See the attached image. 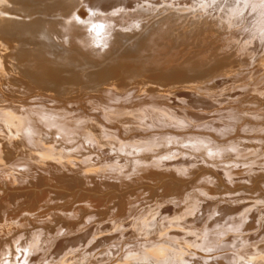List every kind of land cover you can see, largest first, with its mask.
Here are the masks:
<instances>
[{
	"label": "bare ground",
	"instance_id": "bare-ground-1",
	"mask_svg": "<svg viewBox=\"0 0 264 264\" xmlns=\"http://www.w3.org/2000/svg\"><path fill=\"white\" fill-rule=\"evenodd\" d=\"M99 1L101 2V0H0V122L4 128V130H0V161L3 160L2 165L5 170L1 169L3 172L0 173V184H2L1 188L4 187L6 191L11 189L13 195H18L19 192L12 191L17 187L30 189V193L27 191L28 193L23 195L24 200H28L26 207L21 205L14 207L15 209H10L9 199L7 198L8 201L4 199L1 192L0 264H5V262H8L7 264H40L41 261L38 262V260L42 258L36 259L35 251L38 247L36 248L37 245L34 244L38 240L34 242L35 239L31 240L32 236L38 234L37 237L41 238L39 236L41 234L43 238L48 239L53 235V230H56L57 224L64 225L65 223L70 228L78 229L80 226L78 230L84 229L81 230V233L78 231L80 233L78 235H76V231L70 234L72 236L75 234L73 237H68V235L57 237L67 233V230L53 235L54 238H57H55L56 241H54L52 248L51 257L53 258L51 262L46 264H264V187H261L263 184L258 185L253 192L256 197H251L253 193L249 191L250 194L252 193L251 198L242 197L246 194L242 192V196L239 192L236 193L240 195L235 196L237 195L235 194L232 197L229 195L225 197L226 193L223 196H209L210 192L198 193L200 191L196 192V190L199 187H195L194 192L191 190L193 193L190 196L191 199L187 200L188 203L183 202L181 204L179 201L181 206L177 207L178 209L174 208L178 204L172 203L173 206L170 204V200L168 203H155V207L139 219L134 217L135 219L130 220L132 218L129 217L130 219L127 218L129 221L120 223L119 221L123 220L124 217L122 219L117 217L113 220L115 223L111 220L113 225L106 223L107 225L98 226L96 234L99 235L96 236L97 238L93 235L90 237L91 230L86 229L88 226L83 223L81 225L79 221H82L93 211L103 215L107 213L106 204L109 199L107 196L102 197L104 194L100 195L93 188H85L86 192L93 190L89 192L91 193L89 197L82 194L83 196L80 198L72 192L73 197L71 196L72 200L70 201L66 199L68 193L64 194L66 197L64 195L54 196L55 198L52 196L57 190L53 193L50 188L58 186L56 173L59 170L55 173V168L59 166L70 168L73 161L76 162L73 164L74 166L93 165L90 160L89 162L84 158V149L87 146L85 143L86 140H93L94 134L97 133L96 136H99L98 132H104L105 128L100 129L102 127L98 128V122L89 121L88 116H93L89 113L87 116L85 112L95 109L98 102L103 106V112L98 114L102 116L104 121L115 120L132 123L134 120V123H137L142 119L144 122L141 121L143 124L140 122L141 125H139L141 132L155 129L156 122L151 117L161 115L163 120L173 122L175 126L192 123V125L203 126L205 130H212L211 132H218L219 135H223L227 127L217 128L214 123L217 120L230 117L229 115L233 113V110L232 108L224 111L223 108L216 109L215 104L209 103L207 98L215 101V88L229 81L231 84L239 83L243 77L252 78L254 73H258L259 68H264V52L257 53L255 51L256 53H254L251 48L250 50L248 48L249 44L252 45L254 41H259L260 47L262 46L264 51V0H108L110 5L107 7H101ZM248 13H250L249 16L251 15L250 20H253L250 23L252 27H250V33L243 36L242 32L249 26L248 23L244 22L245 15ZM202 43L208 46L203 51L200 50ZM248 57L251 58V66L256 70L253 72L251 71L252 68L245 73L249 64ZM219 77H222L221 81L216 82L215 79ZM256 77L259 78L260 76ZM259 83L264 84V75ZM132 87H135V90L131 89ZM32 90L42 92L41 94L37 93L40 95L39 101L41 100L40 102L45 108H34L33 111H29V105L24 103L25 101H19L17 98L19 103L16 101L12 103L9 98L7 99L9 95L15 99L18 96L27 95ZM199 94L207 98L200 97ZM227 96L229 94L226 95V99ZM229 97L233 100L237 98L233 92ZM78 98L80 99L77 101ZM46 101L58 105L48 107ZM175 101L182 102V104L185 102L187 103L186 108L190 105L194 110L189 109L184 112L183 109V113L180 114L169 105L171 109L163 111L162 108H165L166 103L173 104ZM24 104L28 105L27 109L24 108ZM216 113L218 118L212 116ZM156 120L158 119L156 118ZM99 122L103 123V121ZM119 122L116 123L119 124ZM118 132L117 134L121 135V132ZM152 135L163 136L157 131ZM180 135L181 143L185 142L188 146V154L191 150L193 151L191 153H197L196 156L198 153L201 154L202 158L210 156L211 153L222 156V154L229 151L233 152V150L239 154H243L244 150H249L243 149L244 147L237 149L234 146L224 148L213 145L212 143L216 140L212 142L211 139L203 137L199 133L192 132ZM145 137H147L146 134ZM94 139L96 140V138ZM112 139L107 140L108 147H111L110 141ZM146 139L148 138H144L142 141L145 142ZM9 140H11L10 143ZM136 140L138 141V139ZM114 141L116 140L114 139ZM120 141L119 144H121ZM150 141L151 139L146 140V143L140 145L138 150L151 149ZM70 142H73V145L69 146ZM178 142L180 143V140ZM174 143L173 145H176ZM181 143L180 146H178L179 144L174 146V148L180 147L179 150L175 149L177 152L181 149L183 144ZM90 144H88L89 149H91ZM114 144H112V148ZM208 144L211 147H208ZM98 145L102 146L101 142ZM65 146L68 147L65 148ZM172 146L168 148L170 151V148L173 149ZM102 147L98 148L101 149ZM94 150L95 148L91 149L89 154ZM13 151L17 153V157L9 160L11 154L14 153ZM165 153L167 155L168 152ZM89 154L85 157L91 154L96 155L94 153ZM130 154L132 155V153ZM102 155L107 156L106 154ZM150 155H147L148 158ZM155 156L159 157L158 155ZM80 157L83 158L80 159ZM123 157L125 158V156ZM134 157L132 156V158ZM136 157L134 158L135 161ZM18 158L22 161L16 162ZM104 158L106 159V157ZM100 159L102 160V158ZM111 159L114 160V157L112 156ZM117 159L120 158L117 157ZM170 159L169 161L173 160ZM257 159V162L264 168V159ZM127 160L123 159L126 162ZM144 160L140 161V164ZM233 160L225 165H217L220 171L217 175H215V171L212 172L213 174L210 173L213 177L206 172L207 176L202 177L206 183L203 185L211 184L210 181L214 179L219 183L217 186H222L223 190L227 192L226 186L228 185L224 184L223 177L231 180L236 173L238 168L234 167L233 163L236 164V160ZM155 161L149 165L142 164L144 167L147 165V174L145 171V173L141 172L143 166L138 163L139 159L137 164L140 167L131 163L133 168H129V170L138 171L140 173L138 175L141 177L149 178L155 174L154 171L161 165ZM116 162L118 163V161ZM107 163L104 162V165ZM185 165L186 161L184 163L177 162V160H173L169 164L176 169V172L186 171L187 166L185 169L183 167ZM18 166H26L27 171H34L35 177L31 172L17 169L15 171L14 168ZM122 166L125 168V165ZM85 168H87L86 171L90 170L88 167ZM110 168L108 171L114 169V167ZM10 169L12 172H9ZM93 169L91 168L90 171ZM232 170L234 171L231 172ZM254 170L256 169L254 168ZM247 171L249 172V169ZM85 172L77 174L78 177L75 179L69 175L63 178L75 185H88L87 181L91 180L92 183V177L96 175L94 173L97 171L86 172V174ZM162 172L160 170V173ZM256 173L257 171H255ZM25 175L29 177L32 175L33 178L30 177L31 180L26 182ZM97 175L101 179L102 174L97 173ZM159 175L161 176V174ZM34 178L35 180H32ZM111 180L115 181L113 178ZM201 181L199 184H202ZM116 182L119 183L120 179L118 181L117 178L114 183ZM134 182L132 186L135 187ZM174 184H177L176 180ZM41 186L50 187L47 189ZM127 186L130 187L126 183ZM234 190H236L235 185ZM25 192L26 189H24ZM228 192V194L231 193L229 190ZM60 193L58 192V195ZM72 193L70 194L72 195ZM116 193L119 192L116 191ZM111 194L110 198H112ZM139 195L141 194L136 196L135 201ZM185 195L183 199L186 197ZM84 196L85 198L82 199ZM11 198L14 199V196ZM168 198L174 199V197ZM62 199H66L65 201L68 202H64ZM33 200L37 202L36 206L35 203L34 206H31V203L35 202ZM124 200L121 202L122 204ZM127 206L126 203V206H123L124 209L131 211L132 206ZM136 206L134 205V207ZM135 209L138 210L137 207ZM121 211L119 213H122ZM142 211L141 209L139 212ZM87 212L89 213L87 214ZM119 213L113 215L117 216ZM110 216L112 215L105 217L109 218ZM100 221L101 224L105 223L104 220ZM67 226L65 229L69 228ZM131 236L135 239L134 242ZM77 241L83 243L79 251L76 248L73 249ZM18 244L20 246L25 245V248H21V250L20 247L18 248ZM67 247L70 249L67 250ZM64 250L65 252L62 253Z\"/></svg>",
	"mask_w": 264,
	"mask_h": 264
},
{
	"label": "rangeland",
	"instance_id": "rangeland-1",
	"mask_svg": "<svg viewBox=\"0 0 264 264\" xmlns=\"http://www.w3.org/2000/svg\"><path fill=\"white\" fill-rule=\"evenodd\" d=\"M103 1V2H102ZM105 1H107V2H105ZM100 5H101V7H107V6H109L110 5V2L108 1V0H101V2L99 1L98 2ZM131 10H133V8H131ZM249 14L250 13H248V14H246L245 15V20H248V21H245L244 20V22H246V24L248 23L249 24V28L247 27L243 32H242V35L243 36H245L246 34H249L250 33V30H251V28L250 27H252V26H250V23L253 21V20H250L251 19V15L249 16ZM248 18V19H247ZM248 32V33H247ZM241 34V33H240ZM242 35H240V36H242ZM242 36V37H243ZM256 40V39H255ZM257 43V44H256ZM106 45V44H105ZM207 45L205 44V43H202V47L200 48V50H204L205 48H208V46L206 47ZM257 47V48H256ZM248 48H249V50H250V48L254 51V53H263L264 51H263V47L261 46L260 47V42L259 41H254V43H252V45L251 44H249L248 45ZM262 50H261V49ZM261 50V51H260ZM256 51V52H255ZM257 55V54H256ZM256 57V56H255ZM253 58V57H252ZM248 60H249V64H248V67L246 68V71H245V73L246 72H249L252 68H253V70H251V71H253L254 72V70H256V68H254L253 66H251L252 65V63H251V58H249L248 57ZM249 70V71H248ZM260 70H262V71H260ZM263 73V74H262ZM259 74V75H258ZM261 74V75H260ZM263 75H264V68H259V71H258V73L257 74H255L254 73V75H253V77L251 78V77H243V79H241V81L238 83V82H236L235 84H231V81H229V82H226L225 84H222V85H220V86H218L217 88H215L214 89V95L216 96V99H214L215 101H212V99H209V98H207L206 96H204V95H200V97H203V98H207V100H209L208 102L209 103H212V104H215V106H216V109L218 108V109H222L223 108V111L224 110H226V109H231L232 108V112L233 113H231L229 116L230 117H228V118H223V119H220V120H217L215 123H214V125H216L217 126V128H221L222 126L223 127H227L226 128V131L224 130V133L225 134H223V135H219L218 134V132H211L212 130H205V129H203L204 127L203 126H197V125H192V123L191 124H184L183 126H178V125H174L173 124V122L172 123H170L169 121H167V120H163V117L161 116V115H159V116H156V115H154V117L152 116L151 117V119L152 120H154L156 123H155V125H154V127H155V129H151V130H145V131H143V132H141V130L139 129V125H141L140 124V122L141 121H143L142 119L140 120V122L138 121V120H135V121H138L137 123L135 122L134 123V120H133V122L132 123H130L129 121H121V122H119V121H115V120H108V121H104L103 119H102V116H99V114L101 113V112H103V106L101 105V103L100 102H98L97 104V106H96V108H100V110H96V108L95 109H90V111L88 112H85V114L87 113V116H88V113H89V115L90 114H92V116L93 117H91V115L90 116H88L89 117V121H93V122H98L97 123V125H98V128H100V127H102V128H100V129H104L105 128V131L103 132H101V131H99L98 132V134H99V136H100V138H101V140H100V138H98L97 139V137H99V136H96L97 135V133L96 134H94V138H96V140L93 138V140H86L87 142H88V144H90V147H91V149L93 150L94 148H95V150L94 151H92L91 153H94V154H96V155H94L93 156V154H89V152L91 151V149H89V146H88V144H87V142L85 143V145H87L86 147H85V152H84V158L86 159V161H89L90 163H92L93 165H85V167H88L90 170H91V168L93 169L94 167H96V169H93L92 171H88V172H90V173H93V172H95V171H97V172H95L94 173V175L95 176H93L92 177V183H91V180H89V181H87V183H88V185H81V184H77V185H75L73 182H71V181H68V180H64V178L63 177H66V176H71V177H73L74 179L76 178V177H78V175L77 174H83L85 171H86V169L87 168H85L84 166H80V165H73V164H76V162L75 161H73L72 162V166L70 167V168H68L67 166H59V167H57V168H55V173H56V179H57V185L59 186H55L54 188L52 187V188H50L51 189V191L53 192H55L56 190L60 193L61 191H62V189H64L63 190V192L62 193H60L59 195H58V192L56 191V193H54V195L52 194V196L54 197V196H56V197H59L60 195L61 196H63L65 193L67 194V200L68 201H70V200H72V198H71V196L73 197V193H74V195H77V196H83V195H86L87 197H89L90 195L89 194H91V193H89V192H92L93 190H87V192H88V194H87V192H86V190H85V188H93V189H95V191L97 192V193H99L100 195L101 194H104L102 197H106L107 196V198H109L108 199V203L106 204V208L108 209L107 211V213H105L104 215L103 214H101V213H99V212H97V211H91L92 213H90V215L88 214L89 212H87V214L89 215H87L82 221H79V223L82 225V223L86 226H88L86 229H90L91 230V234H90V237H92V235L94 236V237H96L97 235H99V234H96V230H97V228H98V226H103V225H107L106 223H109V225H113L115 222L113 221L115 218H120V219H122L123 217V220H121V221H119L120 223H123V222H125L126 220L127 221H129L128 219H130V218H132V219H130V220H133V219H135L136 217H138V219L140 218V217H142L146 212H148L149 210H152V208L153 207H155V203H157V204H160V203H168V201L170 202V204H172V203H175V205H177L178 204V206H174L173 204V206H174V208L176 209L177 207H179V206H181V204L183 203V202H185V203H188V201L191 199V195H192V193L194 192V188L195 187H199V189L198 190H196V192H198V191H200V192H198V193H203V194H205V193H209L210 192V194H209V196L210 195H212V196H223L225 193V197H227L226 195H229L230 197H232L233 195H235V194H237L236 192H239L240 194H237V195H235V196H238V195H240V196H242L243 194L242 193H246L245 195H243L242 197H244V198H251V197H256V194H254L253 192L255 191V189L257 188V186L258 185H260V184H263V186L261 185V187H264V176H263V174H264V168L257 162L258 161V159L257 158H260V159H264V146H262V145H264V84H260L259 83V81L260 80H262V77H263ZM256 76H260L259 78H257ZM221 78L222 77H219V78H216L215 79V81L216 82H218V81H221ZM227 78V77H226ZM225 78V79H226ZM255 79V80H252V79ZM257 78V79H256ZM244 82H243V81ZM248 80V81H247ZM253 81V82H251V81ZM240 83H242L241 85L243 86H241L240 85ZM258 83V84H257ZM236 85V86H235ZM225 86H226V88H225ZM228 86V87H227ZM3 87V86H2ZM3 88H5V86L3 87ZM230 88H232V89H230ZM5 89H7V88H5ZM131 89H134L135 90V87H132ZM262 89V90H261ZM174 91H176V90H174ZM177 91H179V89H177ZM235 91V92H234ZM263 91V92H262ZM35 92V93H34ZM42 93L41 91L39 92V91H34V90H32L30 93H28L27 95H24V96H18V97H15V99H14V97L13 96H7V99L9 98V100L13 103H15V101L16 102H18V100L19 101H25L24 103H27L28 105H29V107H31V105H33L31 108H29L28 107V105L26 106L25 104H24V108L25 109H27V107H28V109H29V111H33V109L35 108V109H40V108H45L44 106H43V104H42V102H40L39 101V96L40 95H38V93ZM232 92L234 93V94H236V96H237V98H235L234 100L231 98V97H229L231 94H232ZM258 93V94H257ZM32 94H34L33 96H32ZM227 94H229V96H227V99L225 98L226 97V95ZM257 94V95H256ZM92 95H95L94 93H92ZM30 96V97H29ZM247 96V97H246ZM23 97V98H22ZM28 97V98H27ZM34 97V98H33ZM37 97V98H36ZM258 97V98H257ZM17 98H18V100H17ZM21 100H20V99ZM36 98V100H34ZM252 98V99H251ZM47 99V98H46ZM80 98H78L77 99V101L79 100ZM27 100V101H26ZM33 100H34V102H33ZM49 100V99H48ZM32 101V103H30ZM72 101V100H71ZM73 101H76V100H73ZM220 103H218V102ZM231 101V102H230ZM235 101V102H234ZM38 102V103H37ZM40 102V103H39ZM45 102V101H44ZM216 102V103H215ZM245 102V103H244ZM258 102V103H257ZM19 103V102H18ZM51 103V101H46V104L48 105V107H50L51 105H58V104H50ZM181 103V104H180ZM221 106V107H218L219 105ZM39 105H41V106H39ZM166 106H165V108L163 107L162 109H163V111L165 110V111H167L168 109H171L170 107H169V105L175 110V111H177L178 113H183V109H184V112L185 111H187V110H194L193 108H191V106L190 105H188V107L186 108V105H187V103H185V102H183V104H182V102H179V101H175L173 104L172 103H166L165 104ZM35 106V107H34ZM190 106V107H189ZM38 107V108H37ZM184 107V108H183ZM42 108V109H43ZM178 108V109H177ZM207 108H212V107H207ZM263 108V109H262ZM31 109V110H30ZM215 109V108H214ZM179 110V111H178ZM182 110V111H181ZM100 111V112H99ZM94 112V113H93ZM262 112V113H261ZM99 113V114H98ZM217 113L216 114H213L212 116L213 117H215V118H218L217 117ZM94 116H96L95 118H94ZM98 116V117H97ZM99 117H101V118H99ZM161 117V118H160ZM98 118V119H97ZM156 118L158 119V120H156ZM100 119V120H99ZM102 119V120H101ZM160 120V121H159ZM91 121V122H92ZM99 121H103V123L102 122H99ZM115 121V123H113ZM131 121V120H130ZM163 121V122H162ZM219 121V122H218ZM114 124H112V123ZM116 122H119V124L118 123H116ZM126 122V124H123V123H125ZM129 122V123H128ZM144 122V121H143ZM250 122V123H249ZM103 124V126H102V124ZM104 123H106V124H104ZM107 123H108V125H107ZM142 123V122H141ZM168 123V124H167ZM218 123H220L221 124V126H220V124H218ZM143 124V123H142ZM166 124V125H165ZM172 124V125H171ZM218 124V125H217ZM224 124H226V125H224ZM228 124V125H227ZM112 127H111V126ZM105 126H107L108 128H106ZM109 126H110V128H109ZM114 126H115V128H114ZM175 126V127H174ZM178 126V127H177ZM185 126V127H184ZM104 127V128H103ZM121 127V128H120ZM129 127V128H128ZM163 127V128H162ZM222 127V128H223ZM118 130H117V129ZM178 130H177V129ZM113 129V130H112ZM0 130H4V128L2 127V123L0 122ZM115 131H117V132H115ZM118 131H120L121 133V135H119V134H117V133H119ZM152 131H153V133L155 132V131H157L158 133L160 132V133H162L163 134V136H157V135H152L153 133H152ZM165 132V133H164ZM168 132V133H167ZM199 133L200 135H203V137L205 136V137H207V138H209V139H211L212 140V142L213 141H215V142H213L212 144L213 145H219V146H223L224 148H230V147H236L237 149L238 148H240V147H244L243 149H249L248 151L247 150H244L243 151V154H239V153H236L234 150H233V152L232 151H229L228 153H227V155H226V153H224V154H222V156H221V154H216V153H211V155L210 156H206L205 158H202V155L201 154H199L198 153V155L196 156L195 154H197L196 152L195 153H191V152H193V151H189V154H188V146H187V144H185V142H182L181 143V135L180 134H186V133ZM173 133V134H172ZM210 133V134H209ZM254 133V134H253ZM3 134V133H2ZM126 134V135H125ZM142 134V135H141ZM145 134H146V136L147 137H145ZM150 134V135H149ZM169 134V135H168ZM176 134V135H175ZM205 134V135H204ZM209 134V135H208ZM212 134V135H211ZM120 136V138H117L116 139V137H119ZM128 135V136H127ZM216 135V136H215ZM236 135V136H235ZM254 135H255V137H254ZM263 135V136H262ZM135 136H137L136 138H135ZM249 138H248V137ZM112 137H114V139L116 140V141H114V139H112ZM179 137V138H178ZM211 137V138H210ZM259 139H258V138ZM129 138V139H128ZM144 138H148V139H151V141H153V142H151L150 141V144H151V149H144V150H138V147L140 146V145H142L143 143H146V140H148V139H146L145 140V142H143L142 140L144 139ZM172 138V139H171ZM213 138V139H212ZM215 138H217V139H215ZM109 139H112V141H110V145H111V147H108L109 145V143H107L108 141H109ZM122 139H125V140H122ZM136 139H138V141L136 140ZM140 139V140H139ZM106 142H105V141ZM108 140V141H107ZM120 140H122V141H120ZM163 140H165V141H163ZM180 140V143L182 144V146H181V149H180V151H176V150H179V148L180 147H175L174 148V146H176V145H178V146H180V143L178 142ZM90 141V142H89ZM97 141H98V143L99 142H101V144H102V146L106 143L107 145H104L103 147L102 146H100V145H98V143H97ZM119 141L121 142V144H119ZM134 141H136V142H134ZM159 141V142H158ZM168 141H170V142H168ZM175 143H174V142ZM218 141V142H217ZM11 142V140H9V143ZM104 142V143H103ZM111 142H112V144H114V143H116V144H118V145H116V144H114L113 145V148H112V144H111ZM118 142V143H117ZM155 142H157V143H155ZM136 143V144H135ZM173 143L174 144H176V145H173ZM215 143V144H214ZM217 143V144H216ZM239 143H240V145H239ZM248 143V144H247ZM251 145H250V144ZM138 144V145H137ZM161 144H163V145H161ZM169 146H168V145ZM243 144V145H242ZM262 144V145H261ZM68 145H69V143H68ZM71 145H73V142H70V145L69 146H71ZM92 145V146H91ZM116 145V146H115ZM129 145H131L132 147H130ZM165 145V146H164ZM173 145V146H172ZM209 145V144H208ZM247 145V146H246ZM256 147H255V146ZM94 146V147H93ZM96 146V147H95ZM173 147V149L172 148H170L171 149V151L168 149L169 147ZM246 146V147H245ZM68 146H65V148H67ZM88 147V148H87ZM93 147V148H92ZM98 147H102L101 149L100 148H98ZM106 147V148H105ZM123 147V148H122ZM184 147V148H183ZM208 147H211V145H209ZM252 147V148H251ZM87 148V149H86ZM104 148H105V150H104ZM117 148H119V149H117ZM125 148H126V151H124L125 150ZM129 148V149H128ZM178 148V149H177ZM186 148V153H185V151H184V149ZM100 149V150H99ZM106 149H107V152L110 154V156H109V154L107 153V152H105L106 151ZM114 151V153H113V151ZM116 149H117V151H116ZM121 149V150H120ZM123 149V150H122ZM127 149H128V151L130 150H134V151H127ZM176 149V150H175ZM183 149V151H181ZM263 149V150H262ZM64 150H66V149H64ZM71 150V149H70ZM69 150V151H70ZM75 150V149H74ZM73 150V151H74ZM87 150V151H86ZM89 150V151H88ZM138 150V151H137ZM151 150H153V151H151ZM175 150V151H174ZM262 150V151H261ZM68 151V152H69ZM82 151V150H81ZM99 151V152H98ZM102 151H104V152H102ZM122 151H123V154H122ZM170 151V152H169ZM14 152V151H13ZM87 152V153H86ZM96 152V153H95ZM101 152H102V154H106L107 156H104V155H102L101 154ZM116 152V153H115ZM118 152H120V154H118ZM126 152V153H125ZM134 152H136V153H134ZM147 152V153H146ZM165 152H168L167 153V155H166V153ZM180 152V153H179ZM248 152V153H247ZM81 153V152H80ZM113 153V154H112ZM130 153H132V155L130 154ZM141 153V154H140ZM153 153V154H152ZM175 153H178L177 155L175 154ZM184 153V154H183ZM18 154H19V152H18ZM90 155V156H88V157H85V156H87V155ZM131 156H130V155ZM136 155L135 157H136V161H135V157H134V155ZM146 154V155H145ZM151 154V155H150ZM160 154V155H159ZM168 154H171V155H168ZM173 154H174V157H175V159H174V157H173ZM180 154H182V155H180ZM245 154H247V155H245ZM82 155H83V153H82ZM102 155V156H101ZM117 155V156H116ZM120 155H123V156H125V158L123 157V156H121L120 157ZM128 155V156H127ZM138 155H139V157H138ZM141 155V156H140ZM143 155H145V156H143ZM147 155H150L149 157L151 158V156L153 157V159H152V162L153 161H155V159H156V157L157 156H155V155H158L159 157H157V159H156V163H159V164H161L159 167H160V169H158L157 168V170L156 171H154L155 172V174H153L151 177H152V179H154V180H152L151 179V177L149 176V178L148 177H141L140 175H138V171L136 172V171H134V170H129V168L130 169H132L133 167H132V165H131V163L133 164L134 163V165L136 164V165H138L137 167H140V165L141 166H143L142 164H144L145 165V163L147 164V165H149V164H151L152 162H151V159L150 158H148V156ZM218 155H220L219 156V158H218ZM224 155V156H223ZM243 155V156H242ZM112 156L114 157V160H112L111 158H112ZM130 156V157H129ZM132 156L134 157V158H132ZM147 156V157H146ZM155 156V157H154ZM169 156V158H171V159H173L174 161H176L177 160V162H179V161H181V162H184L185 163V161H186V165L185 166H183L184 167V169H185V167H186V171H184V172H176L175 170V168H173V167H171V166H169V164L170 163H172L173 162V160L172 161H169V158H167V157ZM198 156H199V158H198ZM259 156V157H258ZM15 157H17V153L16 152H14V153H12L11 154V156L9 157V160H12V159H14ZM91 157V159H89ZM97 157H99V158H97ZM104 157H106V159L104 158ZM110 157V158H109ZM117 157H119L120 159H117ZM141 157H142V160H144L145 158V160L143 161V162H141V164H140V161H142V160H140L141 159ZM162 159H161V158ZM215 157V158H214ZM83 157H80V159H82ZM100 158H102V160L100 159ZM104 158V159H103ZM129 158V159H128ZM166 158V159H165ZM208 158H209V160H208ZM228 158V159H227ZM96 159H98V161H96ZM107 159H109L108 161L111 163V162H114V163H107L108 161H106ZM112 161H111V160ZM123 159H128L127 160V162L126 161H123ZM130 159H132V160H134V161H132V160H130ZM138 159H139V162H138ZM165 159V160H164ZM170 159V160H171ZM233 159H235L236 161H235V163L236 164H234L233 163V165H235L234 167L235 168H238L237 169V171H236V173L232 176V178H231V180L229 179V178H227V177H223V181H224V184L225 185H228V186H226V189H228L229 191H231V193L230 194H232V192L233 191H235V192H233V194L232 195H230V194H228L229 192H228V190H227V192L226 191H224L223 189V187L222 186H220V185H218L217 186V184H219L218 182H216L214 179L213 180H211L210 182H211V184H209V185H203L205 182H204V180L202 179V177H204V176H207L205 173L207 172L208 173V175H210V173L211 174H213L212 172L213 171H215L216 172V174L215 175H217V173L220 171V169H219V167L217 166V165H225V164H227L228 162H231V160L232 161H234ZM100 160V161H99ZM162 160V161H161ZM164 160V161H163ZM179 160V161H178ZM191 160V161H190ZM222 160V161H221ZM238 160V161H237ZM240 160V161H239ZM242 160V161H241ZM17 161H22V160H19V158L16 160V162ZM116 161H118V163L116 162ZM123 161V162H122ZM159 161V162H158ZM167 161V162H166ZM2 162H3V160L2 161H0V173L2 174V170L1 169H3V165H2ZM12 162H14V161H12ZM88 162V163H89ZM104 162L105 163H107L106 165L108 166V168H110V166H111V168L110 169H112V167H114V169H112V170H109L108 171V168L106 169V165H104ZM125 162V163H124ZM136 162V163H135ZM137 162L140 164H137ZM148 162V163H147ZM154 162V163H155ZM212 162V163H211ZM240 162V163H239ZM244 162V164H241V163H243ZM246 162V163H245ZM89 163V164H90ZM100 163V164H99ZM117 163V165H115ZM123 163V164H122ZM128 163V164H127ZM20 165H21V163H19ZM18 164V165H19ZM96 164V165H95ZM130 164V165H129ZM9 165H11L10 163H9ZM110 165V166H109ZM119 165V166H118ZM121 165V166H120ZM122 165H125V168L122 166ZM133 165V166H134ZM147 165H146V167H141V169L143 170V171H141L142 173H145L146 172V170L148 169V167H147ZM163 165V166H162ZM79 166H80V168H79ZM105 166V169H103V167ZM167 166V167H166ZM169 166V167H168ZM195 166V167H194ZM202 167V169H200L199 170V168H201ZM204 166V167H203ZM61 167V168H60ZM62 167H64L63 169H62ZM77 167V168H76ZM119 167H120V169H119ZM121 167H123V168H121ZM164 167V168H163ZM166 167V168H165ZM190 167V168H189ZM199 167V168H198ZM248 167V168H247ZM76 168V169H75ZM82 168V169H81ZM103 169V171H102V169ZM116 168H118L117 170H116ZM144 168V169H143ZM212 168V169H211ZM246 168V169H245ZM254 168L256 169V170H254ZM263 168V169H262ZM24 170V171H26V172H31L32 173V175L35 177V174H34V171H31V170H29V171H27V167L26 166H23V167H21V166H18V167H16V168H14V170L15 171H17V170ZM66 169V170H65ZM98 169V170H97ZM99 169H101L100 171H99ZM124 169H125V171H124ZM164 169H167L166 171L163 170ZM172 169V170H171ZM197 169H198V171H197ZM240 169V170H239ZM249 169V172L247 171ZM4 170V169H3ZM104 170H106V171H104ZM159 170V171H158ZM160 170H161V172L162 173H160ZM191 170V171H190ZM5 171V170H4ZM84 171V172H83ZM86 171V172H87ZM145 171V172H144ZM175 171V172H174ZM234 170H232L231 172H233ZM254 171V172H253ZM255 171H257V173L255 174ZM258 171H259V173H258ZM9 172H12V170L10 169V171ZM77 172V173H76ZM86 172H85V174H86ZM87 172V173H88ZM105 173V174H103V173ZM194 172V173H193ZM243 172H245V173H243ZM248 172V173H247ZM250 172H253L252 174L250 173ZM262 173V175H261V173ZM59 173V174H58ZM97 173L98 174H102L101 176V179L100 178H98V175H97ZM134 173V174H133ZM164 173V175H162ZM113 174V175H112ZM117 174V175H116ZM137 174V175H136ZM140 174V173H139ZM145 174H147V172L145 173ZM159 174H161V176L159 175ZM192 174V175H191ZM203 174H205V175H203ZM32 175L30 176V177H32ZM112 175V176H111ZM128 175V176H127ZM249 175V176H248ZM250 175H252V176H250ZM58 176V177H57ZM111 176V177H110ZM119 176V177H118ZM130 176H133V177H131L130 178ZM178 176H180V177H178ZM192 176V177H191ZM210 176H212L213 177V175H210ZM248 176V177H247ZM256 176V177H255ZM258 176V177H257ZM28 175H25V179H26V182H29V179L31 180V178H30ZM104 177V178H103ZM116 177V178H115ZM164 177V178H163ZM185 177V178H184ZM191 177V178H190ZM33 178V177H32ZM108 178H110V179H108ZM111 178H113L115 181H117V178H118V181H119V179H120V182L119 183H114L115 181H112L111 180ZM124 178V179H123ZM130 178V179H129ZM160 178V180H158ZM162 178V179H161ZM189 178V179H188ZM224 178H226V179H224ZM249 178V179H248ZM253 178H254V180H253ZM122 179V180H121ZM126 179V180H125ZM145 179H147V180H145ZM170 179V180H169ZM199 179V180H198ZM228 179H229V181H228ZM251 179V180H250ZM32 180H35V178L34 179H32ZM62 180V181H61ZM111 180V181H110ZM124 180V181H123ZM127 180H129L128 182H130L131 181V183H128L127 182ZM134 180H135V182H134ZM142 180H143V182H142ZM150 180V181H149ZM176 180V183L177 184H174V181ZM202 180V181H201ZM227 180V181H226ZM60 181H61V183H60ZM109 181V182H108ZM137 181V182H136ZM140 181V182H139ZM160 181V182H159ZM197 181V182H196ZM200 181H201V183L202 184H199L200 183ZM214 181V182H213ZM91 184H90V183ZM106 182V183H105ZM121 182H123V184H121ZM133 182H134V184H135V187L134 186H132L133 185ZM145 182V183H144ZM148 182H150V183H148ZM169 182V183H168ZM227 184H226V183ZM231 182V183H230ZM236 182V183H235ZM256 182V183H255ZM259 182V183H258ZM59 183V184H58ZM111 183V184H110ZM126 183H127V185H130V187L129 186H127L126 187ZM161 183V184H160ZM207 183H209V182H207ZM212 183H213V185H212ZM234 183V184H233ZM61 184H64V185H61ZM116 184H118L117 186H116ZM139 184V185H138ZM170 184V185H169ZM206 184V183H205ZM237 184V185H236ZM251 184V185H250ZM61 185V186H60ZM111 185H113V186H111ZM123 185H125V186H123ZM159 185V186H158ZM164 185V186H163ZM234 185H235V189L236 190H234ZM245 185H246V187H245ZM1 186H2V184H0V188H1ZM83 186V187H82ZM121 188H120V187ZM139 186V187H138ZM140 186H143V187H140ZM147 186V187H146ZM149 186V187H148ZM172 188H171V187ZM190 187V188H187V187ZM230 186V187H229ZM253 186V187H252ZM41 187H44V188H49L50 186H41ZM114 187V188H113ZM154 187V188H153ZM157 187V188H156ZM167 187V188H166ZM170 187V188H169ZM173 187H175L174 189H173ZM207 187H208V189H207ZM210 187V188H209ZM239 187H240V189H239ZM18 188V189H17ZM16 189H12V191H14V192H19V193H17L18 195H16V194H14L13 195V193L11 192V189L10 190H8L7 189V191L5 190V188L4 187H2L1 189H0V195L2 194V196L4 197V199H6L7 201H8V199H9V201L8 202H10V209H15L14 207H17V206H23L24 205V207H26L25 205H27V202H28V200L27 199H25L24 200V194H27L28 192L30 193V189H27L26 187H23V188H20V187H17ZM68 188H69V190H70V188H71V191H69L68 190ZM108 188V189H107ZM112 188V189H111ZM121 190H123V191H121ZM125 188V189H124ZM137 188V189H136ZM187 188V189H186ZM193 188V189H192ZM212 188V189H211ZM20 189V190H19ZM24 189H26V192L24 193ZM49 189V190H50ZM53 189H55V190H53ZM61 189V190H60ZM77 191H76V190ZM80 189V190H79ZM83 189V190H82ZM115 189V190H114ZM131 189V190H130ZM132 189H134V190H132ZM144 189V190H143ZM163 189V190H162ZM171 189V190H170ZM176 189V190H175ZM181 191H180V190ZM196 189V188H195ZM242 189H244L243 191H242ZM250 189V190H249ZM254 189V190H253ZM19 190V191H18ZM74 190V191H73ZM104 190V191H103ZM162 190V192L159 194V192ZM179 190V191H178ZM191 190H193V192H191ZM213 190H215V191H217V192H214V193H212L211 191H213ZM233 190V191H232ZM21 191H23V192H21ZM28 191V192H27ZM114 191V192H113ZM116 191L117 192H119V193H116ZM128 191V192H127ZM131 191V193H133V194H131V193H129ZM134 191V192H133ZM156 191H158V192H156ZM173 191V192H172ZM189 191V192H188ZM220 191H223L222 193L220 192ZM252 192L251 194H250V192ZM2 192V193H1ZM4 192H6V193H4ZM72 193V195L70 194V193ZM78 192V194H76ZM83 192V193H82ZM101 192V193H100ZM105 192H107L106 193V195H105ZM123 192H124V195H123ZM205 192V193H204ZM242 192V193H241ZM248 192V193H247ZM10 193H12L11 195H10ZM23 193V194H22ZM112 193V194H111ZM121 193H122V195H121ZM134 193H135V195H134ZM166 193V194H165ZM186 194L185 196L186 197H184V199L187 201H185L184 199H183V196H184V194ZM21 194H22V196H21ZM83 194V195H82ZM110 194L112 195L111 197L112 198H110ZM127 194H129L130 196H128ZM138 194H141V195H139L137 198V201H135V199H136V196ZM158 194V195H157ZM164 194V195H163ZM68 195H70L69 197H68ZM115 195V196H114ZM116 195H117V198H116ZM248 195V196H247ZM250 195H251V197H250ZM5 196H7V197H5ZM14 196V199H12L11 197H13ZM65 197H66V195H64ZM131 196H133V197H131ZM147 196V197H146ZM154 196V197H153ZM179 196H180V199H179ZM1 197V196H0ZM65 197H61V198H65ZM80 197V198H81ZM113 197H115L114 199H113ZM123 197H126V198H123ZM140 197V198H139ZM157 197H159V198H156ZM162 197V198H161ZM168 197H174V199L173 198H168ZM8 198V199H7ZM16 198V199H15ZM55 198V197H54ZM85 198V196L82 198V199H84ZM128 198V199H127ZM134 199V201H132L133 199ZM153 198V199H152ZM17 199H19V200H17ZM66 199H62L64 202H68V201H65ZM125 199V200H124ZM144 199V201H145V203H143L144 201H142L141 202V200H143ZM147 201H146V200ZM157 201H156V200ZM15 200V201H14ZM124 200V202H123V204L121 203L122 201ZM131 200V201H130ZM166 200V201H165ZM24 201H26V202H24ZM33 201H35V200H33ZM32 201V202H33ZM112 201H114V202H112ZM172 201V202H171ZM177 201V202H176ZM179 201H181V204H180V202ZM15 202V203H14ZM31 202V201H30ZM111 202V203H110ZM120 202V203H119ZM138 202V203H137ZM25 203V204H24ZM34 203H35V206H36V204H37V202L35 201V202H33V204L31 203V206H34ZM126 203L128 204V206L127 207H131L132 206V204H134L136 207H137V209L138 210H136L135 208L136 207H134V205L132 206V208H133V211H132V208H131V211H130V209H127V210H125L124 209V207L123 206H126ZM132 203V204H131ZM141 203H142V205H141ZM152 203V204H151ZM177 203V204H176ZM123 205V206H121V205ZM129 204H130V206H129ZM138 204H140V205H138ZM149 204V205H148ZM14 205V206H13ZM154 205V206H153ZM120 206V207H119ZM140 206V207H139ZM148 208H147V207ZM143 207H144V209H143ZM115 208H117V209H115ZM263 208V207H262ZM124 209V210H123ZM141 209L143 210L142 212H139V211H141ZM146 209V210H145ZM178 209V208H177ZM111 210V211H110ZM120 210H122L121 212L122 213H119V211ZM129 210V211H128ZM114 212V213H113ZM126 212V213H125ZM127 212H128V215H126L127 214ZM136 212V213H135ZM100 215H99V214ZM117 213H119L117 216H114L115 214H117ZM124 213V214H123ZM137 213H139L138 215H137ZM97 216H96V215ZM114 214V215H113ZM130 214H132V215H130ZM134 214V215H133ZM92 215V216H91ZM109 215H112V216H110L109 218L108 217H105V216H109ZM130 215V216H129ZM137 215V216H136ZM68 216V215H67ZM130 217V218H129ZM135 217V218H134ZM94 218V219H93ZM107 218V219H106ZM128 218V219H127ZM88 219V220H87ZM93 219V220H92ZM106 219V220H105ZM87 220V222H85ZM92 220V221H91ZM94 220H97L96 222L94 221ZM100 220H104V222L105 223H103V224H101L102 222L100 221ZM111 220L114 222H112L111 223ZM172 220V219H171ZM91 221V222H90ZM80 224H78V225H80ZM119 224V223H118ZM61 226H63L64 228H62ZM66 223L64 224V225H62V224H57L56 226H55V228H56V230H53V235H55V234H57V233H63V232H65L66 230L68 231L67 233H64V234H61V235H59V236H57L58 238L60 237V236H67L68 235V237H73L72 235H70V234H73V233H75V231H76V235H78V233L80 232L81 233V230L82 229H84V228H82V229H80V230H78L79 228H80V226H78L79 228L77 229V228H70V226L68 225L67 227H69V228H67V229H65L66 228ZM91 226V227H90ZM92 226H96L95 227V229H94V227H92ZM59 228V229H58ZM40 230V229H39ZM94 230V232H92ZM61 231V232H60ZM71 231V232H70ZM79 231V232H78ZM79 233V234H80ZM53 235H51V237L50 238H48V239H46L45 237V239L41 236V234H39V236L41 237V238H39V237H37L38 236V234H36V235H33V236H35L34 238H33V236H32V238H31V240L32 239H35V240H33L34 242L35 241H37V242H35L34 244L35 245H37L36 246V248H37V250L35 251V254H36V259L38 260V258H42L41 260H38V262H40L41 261V263L40 264H46V263H49V262H51V259L53 258V257H51L52 256V248H53V245H54V241H56V239L53 237ZM37 237V238H36ZM52 237H53V239H55V240H53L52 239ZM98 237V236H97ZM96 237V238H97ZM39 238V239H38ZM96 238L94 239V241L96 240ZM131 238H133V236H131ZM42 239V240H41ZM19 240V239H18ZM47 240V241H46ZM33 241H31L32 243H33ZM135 241V239L133 238V242ZM19 242V241H18ZM40 243V245H38ZM50 243V244H49ZM53 243V244H52ZM77 243V244H76ZM75 243V247H73V249H78V251L80 250V248L82 247V245H83V243L81 242V241H77ZM45 244V245H44ZM52 244V245H51ZM82 244V245H81ZM32 245V244H31ZM35 245H33V246H35ZM51 245V246H50ZM81 245V246H80ZM20 247V249L21 248H25V245H22V246H20V244H18V248ZM49 249V250H48ZM70 249V247H67V250H69ZM22 250V249H21ZM39 251V252H38ZM49 251V252H48ZM51 251V252H50ZM37 252V253H36ZM65 252V250L62 252V253H64ZM45 254V255H44ZM40 255V256H39ZM43 255V256H42ZM45 257V258H44ZM49 257H50V259H49ZM8 262H5V264H7Z\"/></svg>",
	"mask_w": 264,
	"mask_h": 264
}]
</instances>
